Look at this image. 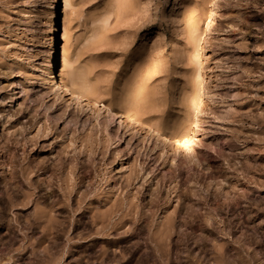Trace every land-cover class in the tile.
<instances>
[{
    "label": "rangeland",
    "instance_id": "374dc122",
    "mask_svg": "<svg viewBox=\"0 0 264 264\" xmlns=\"http://www.w3.org/2000/svg\"><path fill=\"white\" fill-rule=\"evenodd\" d=\"M121 2L122 0H68L69 6H64L63 0H0V176L8 175L11 164L8 149L13 150L11 154L13 153L16 161H21L24 157L36 159V162L47 159L50 168L61 162L65 171L77 166L76 169L80 172L83 165L88 167V177L83 182L84 189L87 188L91 194L87 197L86 205L87 210H90V215H85V220L88 221L84 225L87 229L94 227L89 222L92 209L95 214L96 207L106 208L108 204H112L113 199L124 197L130 190L133 194L138 190L140 195L137 196L143 201L148 197V190L155 189L156 182L160 179L163 180L160 181L162 184L158 181L161 190L165 187L164 191H171L168 204L170 212L176 209L178 200L175 195L181 194L182 188H186L188 184L195 182L205 193V179L196 180V176L203 172L207 173L204 178L212 176L215 172L213 169L219 163L223 171L232 173L234 167L230 165L233 162L226 164L217 155L228 144L236 148L233 156L231 155L233 159L235 157L236 163L244 162V152L248 150L264 166V0ZM185 2L191 3L199 11L200 27L204 31L201 50L205 67L203 101L199 105V109L203 111L198 114L196 123L191 128L192 140L188 147L192 146V152L187 153L185 148L179 147L174 153L171 142L164 141L157 134L160 129L156 127V123L159 121V113L167 110L168 104L173 116L169 122L164 123V134L178 133V122L187 115L184 97L191 90L192 69L186 61L190 42L187 29L182 26L179 18ZM210 9L214 10V23L208 30L206 21ZM64 26L68 32L66 53L70 63L65 67L61 60ZM160 49H163V53L157 68L150 71L143 81L146 83H143L144 94H150L152 100L139 108V124L118 118V113L128 110L130 92L127 90L133 79L142 77L143 68ZM75 74L77 75L74 77ZM78 77L89 88L82 95H75L70 90L73 87L72 79ZM55 118L59 121L55 122ZM108 123H111L109 133L104 134L102 126ZM114 134L119 135L120 141L113 145ZM160 154L167 158L165 157V164L158 167L162 161ZM186 155H194L200 167L194 162L187 163L189 156ZM172 158L178 162L180 159L182 163L170 165L167 161ZM126 166L134 169L140 167L142 172L150 174L148 184H144L142 190L138 189L141 182L139 179L132 186H127V172H124ZM50 171L52 169L44 175L54 179V188L58 183L55 173ZM243 176V179L239 176L240 184L247 183L251 198L257 197V205L264 212V178L258 176L257 172L248 171H244ZM3 190L4 188L0 191ZM50 201L47 202L48 205ZM209 207H213L210 202ZM162 208L156 210L151 228L149 225L150 231L157 221L166 216L162 213ZM10 211L6 209L5 215L0 216L3 217L0 219V264H107V254L118 260H126V254L129 255L115 232L110 233L112 239L97 237L93 232L83 230V224L74 216L73 225L67 228V234L73 238L67 243L69 246L64 249L63 257L55 252L56 255L50 259L43 249L51 248L54 253L59 248H55L52 241H47L49 243L45 242L38 248L39 244L36 242L30 243L23 239L24 232L20 231L15 221L18 210L14 208ZM233 212L228 214L237 235L209 237L206 234L205 237H208L210 245L226 240L224 244L229 247L226 249L227 253L233 254L234 249H238L243 254L242 248L232 238L240 237L247 230L239 228L241 226L238 223L242 217L240 209ZM203 213L204 211L199 212L200 216L203 215L202 218L205 216ZM218 219L216 218L217 222ZM178 220L180 224H177V230L182 232L189 244L191 240L199 238L198 230L189 226L186 220ZM248 232L251 233L252 230ZM40 235L37 232L35 237ZM263 239L264 236V247ZM116 241H120L117 249ZM102 242L109 247L105 257H102L99 249ZM59 243L56 245L61 247L62 243ZM262 246V249L256 246L252 248V255L257 257L255 264L264 263ZM142 249L137 254L133 250L134 255L129 264H142L138 257L141 256ZM190 249L196 256L195 263L222 264L212 254L211 247L202 252L193 245H190Z\"/></svg>",
    "mask_w": 264,
    "mask_h": 264
},
{
    "label": "bare ground",
    "instance_id": "6f19581e",
    "mask_svg": "<svg viewBox=\"0 0 264 264\" xmlns=\"http://www.w3.org/2000/svg\"><path fill=\"white\" fill-rule=\"evenodd\" d=\"M63 2H64V6H67V5L69 6L68 0H63ZM193 6L191 5V3L185 2L181 7V10H180L181 13L179 12L180 22L182 26L187 29L186 32H188L187 36H189L188 40L190 42V46H188L189 48L186 54V61L190 64L191 69H192L191 90L184 97V103L187 108V115L186 117H183L178 122V129H179L178 133L172 132V133H169V135H167L168 134L167 132V134H164L166 133L165 132L166 129L165 130L163 129L164 123L169 122L170 121L169 119L171 118V116H173V113L171 112L170 106L168 104L167 105L168 109L167 110L165 109V111H162L159 113V116H158L159 121L156 123V127L160 129V132L157 134L161 136L164 141L169 140L171 142L172 147H173L172 151L174 153L179 150V147L185 148V151L187 153L192 152V149H191L192 146L188 147V145L191 143V140H192V137H190L191 136L190 133H192L191 131L193 130L191 128L194 127L198 114L203 111L202 109H199V105L203 101L202 100L203 84H204V73L203 72H204L205 67L201 59L202 57L201 50H202V37H203L204 31L200 27L201 17L198 14L199 11ZM209 14H210L209 18L206 21V29L208 30L214 23V10L210 9ZM67 33L68 32L64 26L63 34H62V39H64L63 40L64 45L62 46V50H61L62 51L61 60H62L63 67H65L67 64L70 65V63H68L67 61V53H66L67 52V49H66ZM162 53H163V49L158 50L155 53L154 57L147 63L145 68H143L144 71H143V74H141L142 77L133 79L132 81L133 83L130 85V87L127 90V92H130V104H129L128 110H126L124 113H118L117 114L118 118H121L122 120L127 119L130 123L139 124V121H138L139 110H140L139 108L143 107L146 103L152 100V96L150 94H144L145 88L143 86V83L145 82L143 81L147 78V75L149 74L150 71H153L157 68L158 62L162 58ZM76 75L77 74H75L74 77ZM79 78L80 77H78V79H72L73 83L71 84V86L73 85V87L70 88V90L72 91L71 93H74L75 95L76 94L82 95V93H87V91H89V88L87 87V85L83 82V80H79ZM231 111L232 110H230V112ZM55 119H56L55 122L59 121V119L57 118ZM262 120H264V118H262ZM110 124L111 123H108L102 126V129H103L102 133L103 131H104V134L109 133L108 129L110 127ZM112 138L113 140H115L114 143H111L113 145L116 142L118 143L120 141V137L119 135L117 136V134H114ZM163 145H165V143H163ZM235 150L236 148L234 147V145L228 144L225 148H221L220 152L217 154L219 156V158L218 157L217 158L221 159L223 162L226 161V164H230L231 162H233L230 165V167H234L232 170V173H227L226 171H223L221 167L219 166L220 163L218 164V162L216 164H218L219 168L215 167L216 169H213L215 172L213 171L214 173L212 174V176L204 178V175L207 173L203 172V170H202L203 173L201 172L202 174L198 172L200 175L196 176L195 178L196 180L197 178H199V180L205 179L204 180V186L206 190L205 193H203V189L200 190L199 185L198 187L196 186L195 182L192 183L191 185L189 184L187 185L186 183L187 186L186 188L184 187L182 188L183 191L180 192L181 194L177 193L175 195L178 202L176 205V209L174 208L171 212L168 211L169 210L168 204L171 200L170 198L171 191L170 192L169 191L167 192V190L164 191L166 189L165 187H164V190H161V186L159 184H162V182L160 183V181H163V180L160 179V181L158 180L159 184H158V181L156 182V187H154L155 189H151V191L148 190V197L144 199L142 198L143 201H141V198L137 196V195H140L138 190L134 194L131 193V190H130L127 193V195L125 194L124 197L119 198V199L115 198L116 200L113 199L112 204L110 202L111 205L108 204V207H106L107 205L105 206L106 208L96 207V209H94L96 210L95 214L93 213V209H92L91 218H90L91 220L89 222L93 224L94 227L91 226V229L90 228L87 229L86 226L84 225V223L88 221V220H85L87 218V217L85 218V215H87L88 211L90 210H87L86 205L88 204L87 197L88 195H91V194H89L90 192L87 191V188L84 189L85 185L83 182L85 178L88 177L87 171H86V168L88 167L85 168L83 165L84 163H81V165L83 166L82 168H80L81 169L80 172L78 169H76L77 166L76 168H70V169L66 168L67 170L65 171L64 165L61 162L59 163L57 162L55 165H52V168H50L49 165H47L48 163L47 159L46 161L36 162L35 161L36 159L31 160L27 157H24L21 159V161L19 160L16 161V158L13 155V153L11 154L13 150L8 149L7 150L8 155H9L8 159L11 160L10 162L11 164H10V168L8 171V175L0 176V190L4 188L3 191H0V209H1L0 216L5 215L6 209H8L9 211L11 209L13 210L14 208L17 209L18 210L17 212L19 214L17 213V217L15 221L17 222L20 228V231L24 232L23 239L27 240L30 243L33 241L36 242V244H39L38 248H41L40 246H42V244L44 245L45 242L49 243L47 241H52L55 244V248H59L58 251L54 250V253L52 252L51 248L43 249V252H45V254L48 255L50 259L56 255L55 252L56 253L59 252L60 256L64 255L62 254L64 252V249L67 246H69L67 245V243H69V241H71L73 238L71 237L72 235L67 234L69 233L67 231V228L71 227V226L69 227V225H73L74 222H72V219L74 216L75 217L77 216V218H79V221H81V223L83 224V228H82L83 230H87V232H93L92 234H94L97 237L101 236V238L106 237L108 239H112L110 237V233L115 232V234L119 236L120 239L122 240L123 246L126 248L127 251H129V255L126 254L127 256L126 260H124L125 256L123 257L124 259L118 260L117 258H114L113 256L111 257V255L109 257V254H107L108 253L107 250L109 249V247H107V245L105 246L102 242V246H100L99 249H100L102 257L103 256L105 257V254L108 255L105 257V259L108 261V262L106 261L107 264H129V261L132 260L133 255L137 254L136 252H139L142 248L143 249L141 251V256L137 255L138 257H140L141 259L140 262H142V264H198V263H195L194 258L196 256L194 257L193 255L194 253H192V249H190V245H193L195 249H199L200 252L204 251L208 247H211L213 251L212 254H215L217 258L219 259V262L222 264H255L257 263L255 259L257 257L254 254L252 255V248L253 246H256L257 248H260L262 246V243H263L262 237L264 236V212L263 210L259 209V205H257V202H256L257 197L251 198V195H250L251 190L249 186L247 185V183H244L243 185L240 184L241 182L239 180L240 178L239 176H241L243 179L244 178L243 172L248 171L249 173L257 172L258 176H260L261 178H264V166L260 165L259 162L256 161L254 156L251 155V152L248 150H245L244 152L245 153L243 156L244 162L236 163L237 161L235 160V157L234 159L232 157ZM7 152L5 153L6 155H7ZM163 154H160L162 161L161 163L159 162L160 164H158V167L162 166L166 162L167 157L165 156L166 157L165 158ZM241 155H243V153ZM186 156H189V155H186ZM88 157L90 156L88 155ZM196 160H195L194 155H190L188 160L186 159V162L187 163L194 162L198 167H200ZM233 160H235V162ZM70 162H73V161L71 160ZM167 162L170 165H177L181 161L179 159V162H178L176 161V159L172 158L170 159V161H167ZM153 163H156V161ZM138 166H140V164ZM236 166H237V169H236ZM49 168L52 169V171L56 175V180H57L56 182L58 183V185H54V188H53L54 179L51 180V178L45 177L44 175V174H47V172H49L50 170ZM153 169L152 171H154ZM52 171L50 172L53 173ZM142 171L143 169L140 167L137 169H134V167L132 168L130 166H126L124 168V172H127V174L126 173H123V174L127 175V178L125 180L128 183L127 186H132V184L135 183V181L139 179V182L141 181L142 183L140 182V186H138V189L142 190L143 185L144 184L146 185V183L148 184L147 179L150 178V177L148 178V176L150 175L149 173L146 174V172L144 173ZM64 172H66V174ZM59 173H60V176H59ZM63 173H64V176H63ZM178 175L179 174H177V176ZM119 179H121V177ZM256 184L258 185V182H256ZM149 185H150V182H149ZM163 186H166V184ZM209 187L211 188L210 191H209ZM45 190H47L46 193H45ZM94 194L96 196V193ZM48 200L49 201L51 200L49 205L47 204V202H49ZM209 202L213 204L212 209L211 207H209ZM159 207H163L162 213L166 216L163 215L164 217H162L160 220L158 219L159 222L157 221L154 224L152 230L150 231L152 218L153 216H155L156 210ZM237 208L240 209L241 214H242L241 221L238 219L240 221V223L238 224L239 226H241L239 228L241 229L244 228L245 231L246 230L247 231L242 233L240 237H237L236 239L232 238V240H234V242H236L240 246V248H242V250L244 251L243 253L244 255L238 249H234L235 252L233 254L227 253L226 249L229 247L225 246L224 244L226 240L224 242L219 241V243H217V241L215 240L216 242H214L213 245H210L208 242L209 240L208 237H207L208 240L205 237L206 234L209 237L215 236V235L216 236L217 235L233 236V234H235L236 232H234L235 231L233 227L234 225L232 224V221L229 219L228 213L235 211ZM202 211H204L205 213V216L203 218H202L203 215L200 216L199 214V212L201 213ZM6 214H8V212ZM220 216H224V217L221 218ZM216 218H219L218 222L216 221ZM178 219L186 220V223L189 226L198 230L200 232L198 234L199 238L198 239L196 238L195 240H191V243L189 244V241L183 237L182 232L177 230L178 229L177 227H179L178 225L180 224V221ZM255 221L256 222L259 221V222L255 223ZM86 225L87 227L89 226L87 223ZM149 225H150V228H149ZM248 230H250V232L252 230V232L249 233ZM80 231H79V235L81 233ZM37 232H40L41 235L38 237H35V235H37ZM148 235H150V237H148ZM142 237L143 238L145 237L146 239H142ZM58 242L62 243L61 247H58L56 245ZM119 242L120 241H118L117 244H115L116 249L118 245L120 244ZM111 248H113V246ZM133 250H134V254H132ZM43 258H44V255H43ZM260 259L262 260V256ZM251 261H254V263H251ZM133 264H135V262Z\"/></svg>",
    "mask_w": 264,
    "mask_h": 264
}]
</instances>
